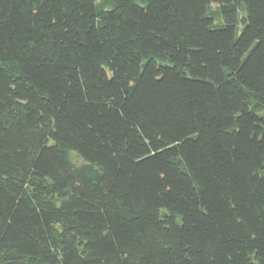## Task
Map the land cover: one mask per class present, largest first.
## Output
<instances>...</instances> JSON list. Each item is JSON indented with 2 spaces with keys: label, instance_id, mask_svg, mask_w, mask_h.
<instances>
[{
  "label": "trees",
  "instance_id": "1",
  "mask_svg": "<svg viewBox=\"0 0 264 264\" xmlns=\"http://www.w3.org/2000/svg\"><path fill=\"white\" fill-rule=\"evenodd\" d=\"M0 264H264V0H0Z\"/></svg>",
  "mask_w": 264,
  "mask_h": 264
},
{
  "label": "rangeland",
  "instance_id": "2",
  "mask_svg": "<svg viewBox=\"0 0 264 264\" xmlns=\"http://www.w3.org/2000/svg\"><path fill=\"white\" fill-rule=\"evenodd\" d=\"M71 158L76 164L82 163V160L74 152H71Z\"/></svg>",
  "mask_w": 264,
  "mask_h": 264
}]
</instances>
